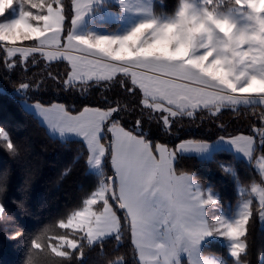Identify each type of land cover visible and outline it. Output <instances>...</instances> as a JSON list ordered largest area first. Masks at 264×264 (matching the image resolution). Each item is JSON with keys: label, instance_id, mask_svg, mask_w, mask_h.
Wrapping results in <instances>:
<instances>
[{"label": "snow or ice", "instance_id": "obj_1", "mask_svg": "<svg viewBox=\"0 0 264 264\" xmlns=\"http://www.w3.org/2000/svg\"><path fill=\"white\" fill-rule=\"evenodd\" d=\"M114 7L119 27L111 31L97 18L113 15ZM0 52L6 74L17 68L27 72L37 55L48 62L67 61L66 90L107 88L116 81L141 106V118L129 129L121 113L132 106L120 99L75 114L60 103L25 102L53 132L82 138L85 166L97 176L63 218L30 236L17 229L10 237L26 238L27 264H38L37 258L49 251L61 258L59 264H70L84 256L86 247L103 249L109 240L118 247L125 231L134 264H248L254 199L264 221V111L251 134L191 137L174 146L154 139L143 125L145 118L157 120L160 130L171 135L178 119L264 106V0H177L172 11L163 0H68L67 5L65 0H0ZM32 87V81L21 79L17 92ZM0 138L19 155L3 127ZM258 149L259 183L253 179L247 191L237 184L239 199L231 215L211 182L177 167L181 159L195 156L217 163L238 181L232 165L216 155L229 151L251 162ZM4 191L6 174L0 176ZM217 238L231 260L204 254V246ZM109 264L126 262L121 257Z\"/></svg>", "mask_w": 264, "mask_h": 264}, {"label": "trees", "instance_id": "obj_2", "mask_svg": "<svg viewBox=\"0 0 264 264\" xmlns=\"http://www.w3.org/2000/svg\"><path fill=\"white\" fill-rule=\"evenodd\" d=\"M168 11H172L177 0H163ZM68 0H65L67 5ZM67 10V9H66ZM69 26L66 25V30ZM3 53L0 52V57ZM37 64H28L27 72L17 68L15 72L5 73L0 64V127L9 132L14 147L20 149L19 155L7 148V142L0 138V176L6 174V191L0 192V203L5 213L0 214V264H27L25 255L26 238H10L17 229L29 236L46 225L63 218L70 210L78 206L81 199L93 188L97 176L88 172L85 166L86 146L78 139L62 141L52 136L39 119L28 109L26 103L40 102L45 106L60 103L70 107L74 114L83 107H104L106 100L127 101L132 110L122 112V122L131 129L140 117L141 106L138 97L128 95L116 81L107 88L103 84L81 91L80 86L65 89L63 81L70 67L65 61H45L37 55ZM51 73V76H49ZM33 82L32 89L18 93L20 80ZM39 84V87H36ZM263 106L242 108L233 112L223 110L213 117L207 113H198L194 118L178 119L172 134L160 130L157 120L147 121L144 131L150 132L154 139L174 146L181 139L209 138L215 140L221 135L251 134L252 126H259V113ZM255 114V115H254ZM157 115V114H154ZM223 125V128L220 125ZM254 153L251 162L239 159L232 152L224 151L216 155L217 161L231 164L238 181L232 175L225 174L217 163H202L195 156L178 162V171H191L201 182H211L223 197L227 210L238 203L237 184L246 191L250 190L253 179L259 183V171L255 167ZM83 157V158H82ZM70 168V173L60 179L61 173ZM110 171V165L105 172ZM22 203V207L18 206ZM253 216L249 220L248 264H264V226L256 211L254 199ZM11 216L12 219H8ZM54 231L63 232L62 229ZM52 234V233H49ZM205 255L216 256L229 261L225 244L216 239L203 248ZM84 256L78 255L70 264H109L110 260L123 258L126 264H134L135 251L130 243L129 233H123V239L117 247L115 240H109L103 246L85 248ZM38 264H59L61 258L50 251L41 255Z\"/></svg>", "mask_w": 264, "mask_h": 264}, {"label": "rangeland", "instance_id": "obj_3", "mask_svg": "<svg viewBox=\"0 0 264 264\" xmlns=\"http://www.w3.org/2000/svg\"><path fill=\"white\" fill-rule=\"evenodd\" d=\"M117 12H118V8L114 7V8L112 9V13H113V15H105L102 21H101L100 18L98 17V18H97V22H98V23H104L105 27H106L108 30H111V31L117 30V28L119 27V21H118L116 15H115V13H117ZM65 62H67V61H65ZM67 63H68V62H67ZM69 67H70V66H69ZM27 104L30 105V103H27ZM263 107H264V106H263ZM28 110H29V111H32L31 109H28ZM53 135H54V137H56V138H58V139H60V140H62V141H65V139H64L63 137H59V136H57L56 134H53ZM53 135H52V136H53ZM74 135H75V134H74ZM74 137H77V136H72L70 140H72V139H76V138H74ZM77 139H78V138H77ZM67 140H69V139H67ZM78 140L82 141V138H79ZM240 157L243 159L242 156H240ZM244 159H245V161L249 162V161L247 160V158H244ZM255 167L258 169V167H257V165H256V161H255ZM88 172H90L91 174L95 175L94 172H92V171H89V170H88ZM95 176H96V175H95ZM245 198H247V197H245ZM226 214H227V215H231V214H232V210H231V211H230V210H227V211H226ZM262 224H263V226H264V221H262ZM217 239L220 240V238H217ZM227 252H228V251H227ZM228 256L230 257L229 253H228ZM218 258H219V257H218ZM230 258H231V257H230Z\"/></svg>", "mask_w": 264, "mask_h": 264}, {"label": "crops", "instance_id": "obj_4", "mask_svg": "<svg viewBox=\"0 0 264 264\" xmlns=\"http://www.w3.org/2000/svg\"><path fill=\"white\" fill-rule=\"evenodd\" d=\"M36 103H30V105H35ZM38 119H39V121L41 122V118L40 117H38L33 111H31ZM43 125L46 127V129L48 130V132L51 134V135H53V134H56L57 136H59V137H61L60 135H59V133H56V132H53L48 126H47V124L46 123H43ZM54 136V135H53ZM72 136H75L74 134H67L66 136H64L63 138L65 139V140H67V139H71V137ZM74 138H80V137H74ZM233 153V152H232ZM236 157L237 158H239V159H242L241 157H240V155H236ZM243 160H245L244 158H243Z\"/></svg>", "mask_w": 264, "mask_h": 264}]
</instances>
